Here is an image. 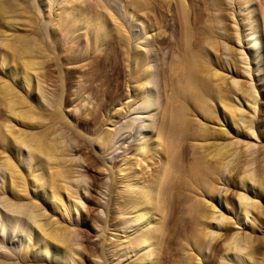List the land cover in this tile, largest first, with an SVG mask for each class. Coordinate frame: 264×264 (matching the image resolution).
Returning <instances> with one entry per match:
<instances>
[{
  "label": "bare ground",
  "instance_id": "6f19581e",
  "mask_svg": "<svg viewBox=\"0 0 264 264\" xmlns=\"http://www.w3.org/2000/svg\"><path fill=\"white\" fill-rule=\"evenodd\" d=\"M55 2L56 0H0V110L6 114L0 121V241L7 242V234L10 232V237L21 236L26 242L19 251L13 248L1 249L3 247L0 246V264H12L17 260L27 264H42L44 261L49 264L76 263L79 245L69 222L73 219V214H80L83 194L75 174H80L77 166L81 164L76 166L70 156L72 149L68 148L67 140L64 141V133H59V127H56L64 122L61 111L63 107L61 108V104L54 105L57 98L54 102L50 101L51 108L45 102L50 104L49 100L54 92L52 90L55 89L51 90L48 84L49 79L53 78L50 76V67L72 65L65 69V75L70 76L78 71V64H75L80 61L79 56H71L70 53L79 48L82 40L84 59L92 56L97 60L96 63L100 59L99 56L96 57L95 51L100 52L114 43L117 48L119 45L126 48L124 50L129 55L132 89L137 99L133 104L140 101L142 106L138 104V108L150 112L147 113L148 117H138L141 120L136 140H129L130 144L128 142L127 145L123 143L124 152L127 153L122 152L123 157L109 185L112 195L109 193V210L105 217L113 221H110L113 224L112 230L117 231L115 225L120 224L118 230L122 233L107 234L101 249L103 264H115V260L116 264H155L158 247L163 239L162 230L168 220L166 209H169L170 203V206L174 204L181 208L182 215L190 216L189 219L184 218L185 215L180 218L190 223L191 229L189 234L186 230L187 236L183 231L186 238L185 241L182 240L183 244L179 249L182 253L184 251V255L180 256L178 264H202V257H205L203 251H207L206 239L216 242L222 236L225 240L220 264H251L255 256L253 245L256 237L248 231L239 232L240 229L237 228V232L234 230L227 237L230 218L223 213L217 214L218 207L214 203L215 196L213 197L215 193H219L216 196L220 205L225 206L228 200L225 192L222 194V189L227 191L225 184L229 178L222 177V171L226 170L227 176L241 174L238 184L244 191L238 192L236 198L238 221L244 227L246 224L251 228L256 225L260 203L255 198L264 195V170L260 166L259 169L252 170L251 166L259 160L258 157L255 160L252 157L247 159L249 154L244 157L246 154L236 148L241 140L233 139L235 136L230 134L228 128L237 135L246 129L250 137H254L257 133L264 132V111L257 103V88L253 83L249 84L250 87H244L242 81L234 80L233 74L227 75L226 71L235 62L219 57V53L222 55L219 52L214 55L210 64L204 54L208 46V50H217L222 42L220 40L227 38L228 29L223 13L225 6H222L225 4L221 0H203V6L195 10L186 0H61L60 7L57 8L59 11L56 12L53 8ZM227 2L232 3V0ZM250 5L251 3L246 7V32L238 29L241 33L237 34L241 46L248 45L249 52L240 49L239 57L249 79L253 72H256V76L260 75L259 64L264 65V16L259 26ZM45 14L53 21L54 28L51 31L46 22H40L41 15L43 18ZM235 14L237 13L233 10L232 18L237 26L239 19H236ZM129 20L135 27H141L140 32L125 35L122 28ZM167 21H172L179 30V38L185 44V49L182 50L181 58L176 52L178 57L174 56L175 58L167 59L161 64L157 62L155 55L159 54L156 50H163L161 44L166 36L163 35L162 27L168 26ZM113 33L116 38L114 42L109 38L111 35L114 37ZM201 34L207 47H201L200 42H197ZM134 41L156 48L152 51L149 47L147 52H143L132 45ZM222 44L224 48L230 49L225 42ZM108 51L112 53L111 48ZM53 53L58 54L54 57ZM114 57L112 66L106 71L110 77L115 72L113 66L118 59V56ZM251 61L256 64L254 71L249 66ZM98 64L91 67L90 83L88 82V87L81 86L80 92L97 87L94 84L95 78L103 71V67L101 70ZM153 66L155 72H151ZM71 67L73 68L70 69ZM176 67L180 70L177 71ZM160 71L165 74L164 79L162 78L164 81L161 80L162 87L171 90L169 93L167 90L169 100L163 104L149 86ZM58 83L55 84L59 93L63 83ZM54 93L57 94L56 91ZM189 97L195 104V119L191 118L192 114L189 112ZM213 100L216 105H213ZM154 108L158 111L154 112ZM244 109L250 110L248 114L254 112V116L257 111V117L246 116ZM149 117L151 123L147 122ZM214 120L217 121V127L209 124ZM109 134H103L106 137L101 138V146L105 147L111 142ZM248 143L250 142L244 143L246 147L252 145ZM258 150L259 153L261 150ZM261 159L262 157L260 161ZM218 183L224 184L225 188L218 187ZM211 249L214 252L217 250L215 245ZM200 255L202 257H198Z\"/></svg>",
  "mask_w": 264,
  "mask_h": 264
},
{
  "label": "rangeland",
  "instance_id": "374dc122",
  "mask_svg": "<svg viewBox=\"0 0 264 264\" xmlns=\"http://www.w3.org/2000/svg\"><path fill=\"white\" fill-rule=\"evenodd\" d=\"M186 1L188 4L191 5V7H195V10L197 7L203 6V0H197V1L196 0H186ZM227 1H230V0H221V2H223L222 4H225L222 6L223 7L225 6V8L223 9V13L225 14V17H226L225 23H226V26L228 29L227 33H226L227 38H222L220 41L225 42V44L230 46V49L224 48L223 44L221 42V44L218 45L217 50L216 49L215 50L213 49V51H212V49L208 50L209 46L207 47V44H206L207 42L205 43L204 36L202 38V34L200 36H198V37H200V39H198V41L196 39V41L200 42V44L199 43L198 44L201 47H203V46L207 47L206 48L207 52H204V54H205V56H207L208 60L210 61L208 63L211 64L212 58L214 57V55H217L219 52H222V55H221V53H219L220 54V55H218L219 57L223 56V59H227V60L229 59V61H232L233 63L235 62L232 65V67H230L228 69V71H226V72H228L227 75L233 74L232 76H234V80L239 79L238 80L239 82L242 81L241 83L243 84L244 87L249 86L250 83L251 84L253 83L255 88H257V94L259 95V96L257 95V103L259 104L260 108H262L264 111V104H262L264 102V74L262 73V72H264V70L262 71L264 65L259 64V66L261 67V70L259 73L260 75L256 76V75H254V74H256V72H253V75H251V79H249L250 76L247 72H244L245 70L243 71L244 65H242V63L240 61V57H239L240 52H241L240 49H243L245 52H249L248 45L244 44V46H241L242 45L241 42L239 43V41L237 39L238 33L240 34L241 31L246 32V29L248 26V25H246V22H247L246 18L248 17L247 16L248 11H247L246 7L249 5V3H251V5H250L251 8L254 9V12H255L254 15L257 17V21H258L259 26H260V21H262V18L264 16V10H262V9H264V0H238V1L232 0V3L227 2ZM55 3L56 4H54L53 8L56 12H58L59 10L57 8L60 7L61 0H56ZM112 3L115 4L114 2H112ZM233 10H235V13H237V14H235L236 19L237 20L239 19V21H240V22L237 21L239 23V24H237V26H236V24L232 18ZM139 14H141V13H139ZM43 16L44 17L42 18V15H41L40 22H42V23L46 22L47 23L46 26H48V28H50V31H51V29L54 28V25L52 23L53 21H50L48 14H45ZM140 19L143 20V18H140ZM139 21L140 20H138V22ZM49 22H51V23H49ZM130 22L131 21L129 20V22L125 23V26L122 28L125 31V35H129V34L135 35L136 33L140 32L139 30H141V27L137 28L134 25H132V22L131 23ZM167 22L169 23V21H167ZM153 23H154V21H153ZM127 24L129 25V29H128ZM131 26H132L133 30L131 29ZM236 27H238V28H236ZM162 29H163V35L166 36L164 38L165 40H163L164 42L161 44L163 50H160L161 54H160L159 50L158 51L156 50V53H159V54L155 55V57L157 58V62H160L161 64L164 63L165 60H167V59L171 60L172 57L175 58L178 55L177 53H179L178 56H179V58H181L182 57L181 53H183L182 50L185 49L184 48L185 44L183 43L181 38H179L181 36L179 34L180 32L176 27H174V24L172 23V21H170V23L168 24L167 27L164 26V28L162 27ZM238 29H240L241 31ZM243 29H245V30H243ZM115 34H116V32H115ZM115 34L113 33L114 37H112V35L109 37V38H111V40L113 42L115 41L114 39H116ZM167 34H168V36H167ZM149 39H151V36L149 37ZM180 40H181V42H180ZM243 40H244V38H243ZM81 42L84 43L83 40ZM108 42H110V41H108ZM113 42H110V43H113ZM197 42H195V43H197ZM83 43H80L78 45V47L80 49L75 48V50L71 51V53H70L71 56L73 54L74 55L76 54L75 55L76 57L79 56L78 60H80V61L75 64V65L78 64L77 65L78 71H74L73 74H71V76H70V75H65V72H66L65 69L68 65L64 66V64L63 65L61 64L60 66H63L62 68L60 66H57V65H52V68L50 67V69H51L50 76H52L53 78L50 77L52 80L49 79V81H48L49 88L51 90L53 88H55L52 90V92L56 91L57 94H55L53 92L52 94L54 96L52 95V97H50L51 99L52 98L53 99L52 100L50 99L49 102L50 101L54 102V100L57 98L58 100H56V102H54V105L57 106L58 104H61L60 105L61 108L62 107L64 108V109L63 108L61 109L62 114L64 116L63 117V120H64L63 124L64 125L58 124L56 127L57 128L59 127V131H58L59 133H64V134H62L64 141L67 140L66 143L69 144L68 148L70 147L69 149H72L70 152L71 153L70 156L73 157L74 162L76 163V166H77V164H81V166L80 165L77 166V169H79L80 174H78V172H77V174H75V176H78V178L74 177V179L77 178V180L79 181V183H80L79 186L81 185L79 189L81 190V194H83V198L80 201L81 207L79 206L80 214H73V219L70 220L71 223L69 222L70 226H72L71 228H73V230L75 231V234H76L75 236H76V239H77L78 245H79V246L77 245L79 248V250H78L79 252L75 256L76 257L75 258L76 259L75 264H89V263L94 264V262H95V264H103L104 259H103V257H101V249H102V246H104V244H105L104 240H106L107 234L109 235V233H117V234L121 235V233H122L121 231L118 230L120 224H116L115 225L116 227L114 226L115 229H117V231L112 230L113 224L111 222H113V221L108 220V218L106 219V217H105L107 210H109L108 203H109L110 197L112 195L111 192L109 191V185H110L112 178L114 179L115 172L117 169V165L119 164V161L123 157V155H121L125 149L123 147V143L125 142L124 144L127 145L128 142L130 144V141L136 140V134H138V126L140 125V120H141L138 117L145 116V115L147 116V115H149L147 113H150V112H148L145 109L143 110L141 108H138V106L141 105L139 103L140 101L135 102L133 104V102L136 101L137 99H136L135 92L132 89L133 83H131L130 74H129V72H130V67H129V65H130L129 61L130 60L128 59L129 55L127 56V53H126L127 51L124 50L126 48H124L123 45H121V47L119 45L117 48V45H114L115 44L114 43L113 45L115 46L114 48H116V49L112 48V46H113L112 45V46H108L107 49H105V48H103V50L101 49L100 52L95 51V54H97V56L96 55L95 56L96 57L99 56L98 59H100L98 61L100 63L98 64V62L96 63L97 60H94L92 56L84 59L85 56H84L83 51H85V50L84 49L82 50ZM135 43H136V41L132 42V45L135 47L137 46L136 48L139 47V49H141L143 52H147V49L149 47L151 50L152 49L154 50L156 48V46H143L140 43H136V44ZM205 44H206V46H205ZM100 47L102 48L103 46L101 45ZM135 47H133V48H135ZM172 47L173 48L175 47V48L173 49ZM221 47H223V49ZM110 48L112 50L111 51L112 53H110V51H108V50H110ZM79 50H80V52H79ZM172 50H174V52ZM77 52H79L80 55ZM149 52H151V51H149ZM213 52H215V54ZM113 53H114V55H113ZM173 53H174V55H173ZM53 54H55L54 55V57H55V56H57L56 54H58V53H53ZM115 54H117V55H115ZM208 55H210V56L208 57ZM114 56H116V57L118 56L117 57L118 59L116 60V65H118V67H116V65L113 66L114 67L113 70L115 71L114 72L115 77H114V74L112 76V77H114V79H113L112 77L109 76V74L106 73V71H108L107 69L110 68V66H112L111 61L115 58ZM176 60H178V58ZM180 60H178V61H180ZM93 61H95V63H92ZM178 61L176 63H178ZM52 62H55V61H52ZM252 62L253 61H251V63L249 64L251 71L255 68V65H256V64L254 65ZM94 64H98L100 66V69L103 67L102 68L103 71L100 73L102 75V77L99 74L100 76L98 75L99 77L95 78L94 84H96L97 89L91 88V89H88L87 91L81 90V92H80L81 86L84 85V87L85 86L88 87V84L90 83L89 79H91V76H92L90 73L93 70L92 68L94 67ZM103 64H104V66H103ZM70 66H72V65H69L68 68ZM105 67H106V69H105ZM72 68L73 67H71L70 69H72ZM176 68L178 71L179 67H176ZM152 70H151V72H155L154 70H156V69L154 66H153ZM161 71L159 72V75L157 78H155L156 76L153 77L149 86L152 87L154 95H156V97L163 104L167 100H169L166 96L167 90H168V93L171 90H169L170 88H168V87L167 88L162 87L161 80L164 81L163 79H164L165 74L161 73ZM63 72H64V74H63ZM62 74L65 77L62 76ZM246 74L249 77H247ZM61 76H62V78L64 77L65 79L60 78ZM66 76H68V77L66 78ZM57 77H58V80H57ZM261 77H263L262 80H261ZM59 78L61 79V81ZM231 80H233V77L231 78ZM231 80L229 79V81H231ZM58 82H60V84L63 83L62 84L63 87L62 86L61 87H62V90L64 91V93L61 90V87L59 88V93H58V90H56L58 88V86H57L59 84ZM104 85L105 86L107 85L108 87L107 86L105 87ZM64 86H65V89H64ZM104 87L106 89L108 88L107 91ZM164 91H165V94H164ZM60 96H61V98H60ZM165 98H167V99H165ZM169 98H171V97H169ZM192 101L193 100L190 97H189V99H187L188 108L189 107L191 108V109L189 108V110H190L189 112H190V114H192L191 118L195 119L193 117V116H195L194 115L195 114V111H194L195 104ZM213 102H212L213 105H216L215 100H213ZM43 103H44V101H43ZM45 104H47V106L49 108H51L50 106H52L51 102H50V104L45 102ZM138 104H140V105H138ZM47 106L45 105V107H47ZM156 109L157 108H154V112L158 111ZM143 111H146V112H143ZM249 111L245 110L246 116L248 115V117H250V116L255 117V118L257 117L256 116L257 111L255 113L256 114L255 116L252 115L254 113L252 111H251V114H248ZM2 113L3 112L0 110V121L6 115L5 113H3V114ZM150 118L151 117H149L147 119V122L149 121L151 123ZM112 121H113V123H112ZM132 123H136L137 125L133 126ZM193 123L195 124L194 121H193ZM209 124H211L210 126L217 127V121L216 120H214L213 123L210 122ZM61 125H63V126H61ZM228 129L231 132L230 134H232V136H235L233 139L236 138L238 140H241L239 142V145H238V143L236 144V148L241 150L243 152V154H246V155H244V157L248 156V154L250 157L248 156L247 159H249V158L251 159V157H252V159L254 158V160H255L258 157L259 160H257V162L255 161L256 163L254 162L251 166L253 168L252 170H255V169L257 170L259 168L261 170H264V132L261 131L260 134L257 133V135H254V137H250V133L246 129H244L245 131L243 130L242 133L241 134L239 133L238 135L234 131L230 130V128H228ZM60 130H61V132H60ZM108 132L110 133L109 134V141H111V142L107 146H105L108 148L107 149V148L101 146V140L104 137L108 136L107 135ZM103 134H105L106 136ZM247 141L250 142L248 144H250V145L252 144L250 147H246V145L244 144ZM240 145H241V147H240ZM72 146H74L75 148L74 147L72 148ZM243 146H245V147H243ZM258 148L261 150L259 153L257 152V151H259ZM244 149H245V151H244ZM250 152H252L253 155ZM126 153L127 152H124V154H126ZM261 157H262L263 161H262V159L260 161ZM258 161L261 163H259ZM258 163L261 165H258ZM254 167H256V168H254ZM261 167H263V168H261ZM225 171L224 170L222 171V173H224V174H222L223 175L222 177H228L229 178L228 183L225 184V187L227 186V188H228L227 189L228 192L226 190L224 191V189H222V186L224 184H221V183H223L224 178L221 180V183H218L217 186L222 189V194L225 192V195L227 197L226 200H228L227 201L228 203L225 204V206H221L220 201L218 200V196H216L219 193H215L213 195V197L215 196L214 197L215 198L214 203L218 207L217 214L222 215V213H223L225 216H228L230 218V223H228L229 221L227 222L228 223L227 224L228 225L227 237H228V235L229 236L231 235L232 231H234V230L236 231V228L240 229L239 232H241V231H244L243 233L249 232V233H251V235H253L254 238L256 237L255 238L256 239L255 245H253V246H255V248L254 247L253 248L255 250L254 254L256 257L254 256L253 262L255 264L256 263L264 264V252H263L264 251V209H263L264 208V195L255 198L260 203L259 204L260 205V207H259L260 208L259 209L260 215L258 214L259 216L257 217L256 225L253 228H251L250 226H248L246 224V226L244 227V224L241 223L240 220L238 221V213L239 212H236V210H235V207L237 205L236 198H237V195L239 194L238 192L241 191V193H243V191H244L239 187V184H238L239 183L238 180H240L241 174L233 173L230 176H227ZM247 194L252 197V195L250 193H247ZM234 199H235V203H234ZM257 204H258V202H257ZM170 205H171V203L168 206L169 209L168 208L166 209L167 210L166 214L168 215V216L166 215V217L168 218L169 221L167 220L165 225H164L165 229L163 228V230H165V231L162 230L163 239L161 241L159 240L161 243L159 244L160 247H158L159 252H158L155 264H175V263L178 264V260L184 255V251L182 253V251L179 249V247L181 244H183V241H185L184 240L186 238L185 235L187 236V233L188 234L190 233L189 232L191 229L190 223L186 222L185 220H181L183 218V216L185 215V214L182 215L183 212L181 213V211H180L181 208H178L177 206L175 207L174 204H172V206H170ZM171 213H172V215H170ZM174 213H176V214H174ZM173 215L175 217H172ZM186 215L184 218L189 219L190 216L187 217ZM219 217H221V216H219ZM67 223H68V221H67ZM184 226H186V227H184ZM179 231H180V233H178ZM183 231H184V234L186 232L187 233L185 235H183ZM7 236H8L7 242L6 241L5 242L0 241V244H1L0 246L3 247V248L0 247L1 249H6V250L11 249L12 250V248H13V250L19 251L18 249H20V248L22 249L23 246H25L24 244L26 242L24 239H21V236H19V238L18 237L14 238L12 236L10 237V232H9V234H7ZM223 238H224V236L219 238L216 242H215V240L209 239V241H208L207 240L208 238L206 239V243H207L206 247L209 249L206 248L205 250H207V251H203V253L205 252V257H202L201 255L198 256V257L203 258L202 264H220L221 255L224 252V246L222 244H223V241L225 239H223ZM108 239H109V237H108ZM114 239H116V238H114ZM178 242H179V244H178ZM212 245H215V247L217 248L216 252H214V250L211 249ZM256 251H258V252H256ZM253 262H251V264H254ZM21 263L27 264L23 261H18V260L14 261L12 264H21ZM45 263L49 264L48 261L42 262V264H45ZM116 263L117 262L115 260V264Z\"/></svg>",
  "mask_w": 264,
  "mask_h": 264
}]
</instances>
